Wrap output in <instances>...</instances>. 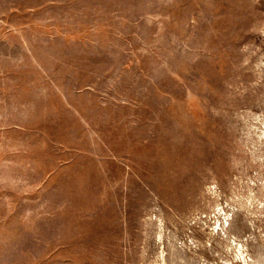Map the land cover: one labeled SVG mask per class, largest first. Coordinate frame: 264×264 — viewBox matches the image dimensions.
Returning <instances> with one entry per match:
<instances>
[{
    "label": "rangeland",
    "instance_id": "rangeland-1",
    "mask_svg": "<svg viewBox=\"0 0 264 264\" xmlns=\"http://www.w3.org/2000/svg\"><path fill=\"white\" fill-rule=\"evenodd\" d=\"M0 264H264V0H0Z\"/></svg>",
    "mask_w": 264,
    "mask_h": 264
}]
</instances>
